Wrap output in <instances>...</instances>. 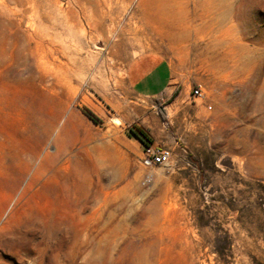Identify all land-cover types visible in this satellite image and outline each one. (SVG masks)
<instances>
[{
  "label": "rangeland",
  "instance_id": "obj_1",
  "mask_svg": "<svg viewBox=\"0 0 264 264\" xmlns=\"http://www.w3.org/2000/svg\"><path fill=\"white\" fill-rule=\"evenodd\" d=\"M148 50L185 108L154 101L147 169L120 91ZM0 264H264V0H0Z\"/></svg>",
  "mask_w": 264,
  "mask_h": 264
},
{
  "label": "crops",
  "instance_id": "obj_2",
  "mask_svg": "<svg viewBox=\"0 0 264 264\" xmlns=\"http://www.w3.org/2000/svg\"><path fill=\"white\" fill-rule=\"evenodd\" d=\"M174 74L171 61L157 50L143 51L132 56L123 73L121 120L128 122L130 119L132 123L135 122L149 134L153 144L161 143L155 136L161 129V120L154 101H170L172 107L185 108L182 105L184 94L176 95L179 85Z\"/></svg>",
  "mask_w": 264,
  "mask_h": 264
},
{
  "label": "built area",
  "instance_id": "obj_3",
  "mask_svg": "<svg viewBox=\"0 0 264 264\" xmlns=\"http://www.w3.org/2000/svg\"><path fill=\"white\" fill-rule=\"evenodd\" d=\"M201 89H194L192 93L193 97L201 98ZM208 109H211L208 106ZM171 160V152L167 148L157 144H151L143 147L142 156H141V164L144 168H152V167H161L168 164ZM150 182L149 176L145 177V183Z\"/></svg>",
  "mask_w": 264,
  "mask_h": 264
},
{
  "label": "trees",
  "instance_id": "obj_4",
  "mask_svg": "<svg viewBox=\"0 0 264 264\" xmlns=\"http://www.w3.org/2000/svg\"><path fill=\"white\" fill-rule=\"evenodd\" d=\"M175 97V94L173 95L172 99ZM158 115L162 121H166V115L163 111L162 106H159ZM130 136L138 139V141L145 147L147 145L153 144V139L149 136V134L141 129L137 124H134L129 128Z\"/></svg>",
  "mask_w": 264,
  "mask_h": 264
}]
</instances>
